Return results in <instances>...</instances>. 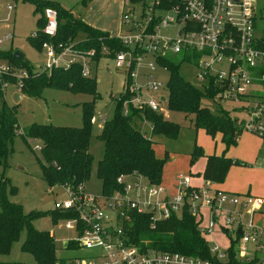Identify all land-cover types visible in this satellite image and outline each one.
I'll return each mask as SVG.
<instances>
[{
    "label": "built area",
    "instance_id": "obj_1",
    "mask_svg": "<svg viewBox=\"0 0 264 264\" xmlns=\"http://www.w3.org/2000/svg\"><path fill=\"white\" fill-rule=\"evenodd\" d=\"M159 1L130 4V13L122 14L120 24L126 28L117 36L126 48L115 54L116 67L126 64L132 76V68L138 67L140 55L151 54L155 64L167 72L158 61L167 57H179L181 63L192 65L200 88L217 90L218 104L229 103L238 110L236 118L241 131L264 140V48L255 34L254 0H179L167 9L159 8ZM8 23L12 7L5 6ZM137 11L136 18L132 12ZM41 34L46 41L40 45L43 63L28 71L15 69L0 63V75H11L15 83H1L5 91L11 87L19 94L21 79L37 73H49L53 69L67 70L79 63L82 77L89 75L92 50L81 54L72 45L52 42L56 31L55 12L45 9ZM173 28V36H162L159 31ZM34 31L29 38L36 37ZM11 33L0 38V44L10 42ZM105 53V49H102ZM153 71V64L147 63ZM149 79L152 76L149 75ZM162 85L150 82L146 89L156 91ZM130 94L123 102V114L127 105L152 111L160 110L152 99L142 100L140 89L127 85ZM92 116L90 123H95ZM101 124L103 119L98 120ZM36 150L39 147H35ZM178 190L172 196L165 195L164 188L152 185L135 171L119 174L115 183L119 191L109 196L86 192L84 185L74 188L61 185L65 199L54 202L52 211L67 214L63 219L65 230L72 238L65 240L63 249L90 250L88 256L57 258L53 264H221L225 254L216 246L209 247L212 260L200 259L179 253L160 252L133 245L126 229L134 215H148L150 227L156 222L177 214L184 207L194 217L201 234H209L215 220L222 215L223 231L238 236L236 257L253 264H264V228L254 223V214L264 209V199L248 194L238 195L209 188H190L189 176H176ZM189 192H187V190ZM209 218L202 224L203 213ZM237 229L239 234H237Z\"/></svg>",
    "mask_w": 264,
    "mask_h": 264
},
{
    "label": "trees",
    "instance_id": "obj_2",
    "mask_svg": "<svg viewBox=\"0 0 264 264\" xmlns=\"http://www.w3.org/2000/svg\"><path fill=\"white\" fill-rule=\"evenodd\" d=\"M15 1V0H13ZM33 6L32 14L35 16L34 39L27 38L29 45L40 52V45L46 41L41 34L44 25L43 12L51 9L55 12L56 31L52 42L61 45H72L76 51L85 54L92 50L93 56L89 61V75L82 77L80 65L76 63L67 70L53 69L49 73H37L28 78L21 79L19 94L37 96L43 88H53L69 91L73 94L91 96V101L81 104V125L79 127H60L53 125H31L22 133L23 141L31 139L39 142V157L36 158L41 179L48 188L65 185L74 188L78 184L84 185L91 171L92 157L88 153L91 138V124L94 100L97 97L94 68L98 60L104 55L114 59L115 54L125 51L126 48L119 43L117 37L94 29L81 20L73 17L56 2L49 0H21ZM90 0H82L84 5ZM152 0H127L131 5L144 4ZM159 8L167 9L179 0H158ZM259 45L264 48V32L259 37ZM105 49V53L102 51ZM12 50H0V61L15 69H31V64L23 58H13ZM166 67L168 79L165 85L167 95L165 108L170 112H178L189 118L188 126L194 130L201 129L209 136L220 134V141L224 148L235 144L241 132L240 124L235 117H231L227 110L217 109L209 112L200 106V100L207 98L216 104L217 90L195 87L184 81L178 74L181 63L179 57H165L158 61ZM129 71H125L122 92L113 98L114 109L111 118L101 123L96 139L102 144L101 157L95 163L94 176L99 181V194L109 196L120 190L115 183L119 174L137 172L149 184H160L163 158H157L153 151V142L148 139L136 126L135 120L150 123L151 134L161 135L173 139L180 126L162 117L161 109L152 111L147 107L141 109L127 105V114H123V102L128 100L130 94L126 88L129 84ZM15 83L11 75H0V168L7 165L10 146L17 136V121L13 106H8L4 100L2 82ZM264 84V83H263ZM160 101V99H159ZM219 105V104H218ZM160 108V107H159ZM231 110H235L231 106ZM98 122V120H97ZM96 123V122H95ZM190 164L197 157H204V166L200 174L203 181L212 184L222 183L228 168L239 164L237 161L219 156H203L199 148L194 147L190 155ZM193 189V188H192ZM190 189L187 190L189 192ZM218 189H214L216 191ZM222 191V190H219ZM226 192V191H222ZM229 193V192H226ZM234 194V193H231ZM240 195V194H238ZM16 189L7 178L0 175V256L7 255L13 243L17 242L20 233L24 238L19 246L22 253L31 256V264H53L56 260L55 244L47 231H39L32 227L34 219L44 216L45 212L30 211L23 213L18 201H14ZM53 223L68 218L67 214L55 211L48 212ZM130 242L144 249H153L160 252L179 253L200 259L212 260L214 257L209 251L204 237L200 233L194 217L186 207L169 218L160 220L151 228L148 215H134L130 226L126 229ZM223 231V230H222ZM229 245L226 249L225 260L221 264H253L236 257V243L238 236L227 235ZM0 264H23L16 262H0Z\"/></svg>",
    "mask_w": 264,
    "mask_h": 264
},
{
    "label": "rangeland",
    "instance_id": "obj_3",
    "mask_svg": "<svg viewBox=\"0 0 264 264\" xmlns=\"http://www.w3.org/2000/svg\"><path fill=\"white\" fill-rule=\"evenodd\" d=\"M6 5L12 7L8 23H5ZM130 9V7L125 6L119 17L121 18L124 13L129 15ZM32 10L33 6L31 4L22 2L21 0H0V38L6 33L12 34L10 42L0 44V50L7 51L10 49L21 53L25 60L31 64L32 68L36 69V67L43 63V55L41 52L34 50L27 41V38L35 31V16L32 14ZM254 10L256 15L255 34L257 37H260L264 32V0H254ZM131 15L130 17L136 18L137 11L132 12ZM119 17L116 19L117 22L120 20ZM125 30L126 28L121 25V34ZM174 33L175 29L169 27L159 31V34L166 37L173 36ZM105 56L98 60L94 68L97 97L94 100L92 116L96 119V123L91 124V138L88 146V153L92 157L91 171L88 180L84 184L85 191L94 194H97L100 188L99 181L94 176V168L95 163L100 159L102 153V144L95 138L101 126L97 120H108L111 118L114 109L112 99L117 98L122 92L125 71L127 69L126 64L121 67H116L114 59ZM139 58L138 67L132 68V76L129 77V87L131 85L132 87L139 88L142 100H154L161 109L160 114L162 117L180 126L176 137L173 139L161 135H152L150 123L146 121H139L141 131L153 142L157 156L162 158L164 154L166 155L163 173H166L172 178H175L177 175L187 176V169L194 172L197 162L200 161L199 157L193 159L189 167L190 155L194 147L199 148L203 153L207 151L213 152V150L216 151V146L219 143L222 144L219 134L216 133L214 136H209L201 130H194L188 126L189 118L192 115L183 117L181 113L167 111L165 101H159V99L161 97L165 98L167 95L165 85L168 79V73L155 64L151 54L144 53ZM0 63L4 62L0 61ZM147 63L153 64V71L148 70L146 67ZM178 74L184 81L195 87H199L192 65L183 62L180 63ZM149 75L152 76V79H149ZM150 82L160 83L162 86L156 91L147 90L146 86ZM12 92L13 94L16 93L11 87H8L4 91V97L6 104L13 106L18 135L12 141L7 157V165L4 168H0V175L7 178L10 184L15 187V198L21 205L23 213L30 211L46 213L44 216L34 219L31 224L36 230L50 233L54 240L55 255L57 258L88 256L91 253L90 250L63 249L65 240L72 238V233L64 229L62 220L53 223L48 212L52 210L54 202L64 200L65 196L57 187L48 188L41 179L40 170L36 162V158L39 157V152L35 149V147L39 146V142L31 139L23 141L21 135L33 124L79 127L81 125V104L91 101V96L79 93L73 94L69 91L53 88H43L37 96L20 95L17 93L20 96V100L14 104L11 100ZM231 105L229 103L218 105L207 98L200 100V106L207 108L209 112H215L217 109H225L231 117L238 118V110H231ZM260 177H262L260 173L239 171L236 182L246 187L250 186L251 188L258 184ZM244 194L246 193H242V195ZM203 218L204 221L202 224H205L208 219L206 216ZM222 221L221 215L215 220L211 232L209 234H202V236L208 247L216 246L218 252L225 253L229 245V239L220 228ZM259 221L260 218L255 217L254 223L256 225L260 224ZM261 226L264 228L263 225ZM23 238L24 232L20 233L18 241L12 244L9 253L0 256V262L32 263L31 256L19 250Z\"/></svg>",
    "mask_w": 264,
    "mask_h": 264
},
{
    "label": "crops",
    "instance_id": "obj_4",
    "mask_svg": "<svg viewBox=\"0 0 264 264\" xmlns=\"http://www.w3.org/2000/svg\"><path fill=\"white\" fill-rule=\"evenodd\" d=\"M56 2L63 9L67 10L73 15V17L81 20L86 25L106 32L110 36L117 37L121 34V24L116 21L122 13V9L130 6L127 0H90L82 5V0H49ZM120 18V17H119ZM24 57V56H23ZM13 95V92L11 96ZM5 100V97H4ZM136 126L141 130L139 126V120H135ZM201 130V129H197ZM202 131V130H201ZM219 134V133H217ZM220 137V134H219ZM153 151L157 158H161L155 154L154 145ZM216 151L202 152L203 156L224 154V157L237 161L239 164L231 165L226 175L220 184H212L205 182L200 177V174L204 166V157H199L200 161L197 162L196 167L193 165L194 172L187 169V176H189L190 188H209L226 191L229 193L240 194L246 193L256 197L264 198V140L259 139L247 132L241 131L237 136L235 144L224 148V145L220 144L216 146ZM211 153V154H210ZM163 158V157H162ZM190 161V160H189ZM192 164V163H191ZM189 162V167H190ZM192 167V168H193ZM164 168V165H163ZM161 173L160 185L164 188L165 195L172 196L176 194L178 190L176 177L172 178L166 173ZM239 171L260 173L262 177L259 178L258 184L250 188L236 182L237 173ZM194 173V174H191ZM251 192V193H250ZM209 218V213L204 212L203 217ZM255 217H259L260 221L258 225L264 226V209L261 212H256ZM262 218V219H261ZM204 220V218H203ZM262 227V226H261Z\"/></svg>",
    "mask_w": 264,
    "mask_h": 264
},
{
    "label": "water",
    "instance_id": "obj_5",
    "mask_svg": "<svg viewBox=\"0 0 264 264\" xmlns=\"http://www.w3.org/2000/svg\"><path fill=\"white\" fill-rule=\"evenodd\" d=\"M12 56L13 58L15 59H18V60H22L24 57L21 53L17 52V51H13L12 53ZM11 100H12V103H17L19 100H20V96L17 94V93H14L12 96H11ZM163 98H160V101H162ZM14 201L16 202L17 199L15 198ZM237 234H239V230L237 229Z\"/></svg>",
    "mask_w": 264,
    "mask_h": 264
}]
</instances>
